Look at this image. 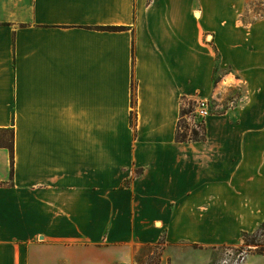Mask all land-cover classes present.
<instances>
[{
    "label": "crops",
    "instance_id": "1",
    "mask_svg": "<svg viewBox=\"0 0 264 264\" xmlns=\"http://www.w3.org/2000/svg\"><path fill=\"white\" fill-rule=\"evenodd\" d=\"M258 1L0 0V264L128 263L155 220L230 240L263 222ZM233 87L176 137L182 99Z\"/></svg>",
    "mask_w": 264,
    "mask_h": 264
},
{
    "label": "rangeland",
    "instance_id": "2",
    "mask_svg": "<svg viewBox=\"0 0 264 264\" xmlns=\"http://www.w3.org/2000/svg\"><path fill=\"white\" fill-rule=\"evenodd\" d=\"M261 3L262 0H259L257 5L260 7ZM215 77L219 79L217 74ZM229 80L230 78L226 79L222 84L226 85ZM226 94L221 101L210 98L212 112H222L234 106L239 101V97H241L240 101L243 100L239 88L233 87ZM233 98H235L234 105L230 103ZM184 102L186 100L182 99L181 104ZM182 111L180 114L183 115ZM184 125V119L181 118L179 133L186 130L183 128ZM186 132L190 133L188 130ZM198 132L200 135L201 131ZM168 209L171 210V207ZM211 225L208 219L205 221L197 214L193 223L182 221L172 224L170 219L163 223L158 220L152 221L149 226L157 229L158 237L150 241V232L148 233L147 228L145 237L147 240L138 246H133L130 261L113 264H264V230H261L260 235L253 234L257 228L252 232L242 231L232 240L222 236L205 238V233L212 232Z\"/></svg>",
    "mask_w": 264,
    "mask_h": 264
},
{
    "label": "built area",
    "instance_id": "3",
    "mask_svg": "<svg viewBox=\"0 0 264 264\" xmlns=\"http://www.w3.org/2000/svg\"><path fill=\"white\" fill-rule=\"evenodd\" d=\"M235 98L230 101L231 104H233V101ZM180 111L184 109L183 115L180 114L178 118V128L180 119H184V129L188 130L190 133H187V135L192 134L193 131L199 133L198 131H201L200 134L204 132V126L206 122V118L212 113V101L210 98L207 97H193L189 98L184 102V104H180ZM182 108V109H181Z\"/></svg>",
    "mask_w": 264,
    "mask_h": 264
},
{
    "label": "trees",
    "instance_id": "4",
    "mask_svg": "<svg viewBox=\"0 0 264 264\" xmlns=\"http://www.w3.org/2000/svg\"><path fill=\"white\" fill-rule=\"evenodd\" d=\"M100 29H107V30H118V29H121L120 26H100ZM131 53L133 54V46L131 48ZM218 81V79L214 76L213 78V82L214 84ZM131 105L132 107L135 105V82L134 80L132 79L131 80ZM199 136V137H197ZM203 136V133L199 135V133L193 131L192 134L190 135H187L185 131L179 133L178 132V125H177V128H176V137L181 139V140H184V139H199ZM261 230H264V220L263 222L257 227L256 231L253 233L254 235H260L262 232ZM242 235H245V233H242ZM253 242V240H252Z\"/></svg>",
    "mask_w": 264,
    "mask_h": 264
}]
</instances>
